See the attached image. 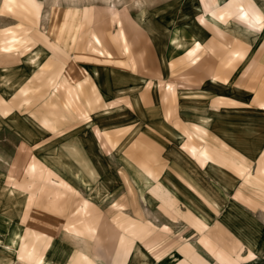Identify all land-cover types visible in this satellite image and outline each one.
I'll list each match as a JSON object with an SVG mask.
<instances>
[{
  "label": "crops",
  "instance_id": "crops-1",
  "mask_svg": "<svg viewBox=\"0 0 264 264\" xmlns=\"http://www.w3.org/2000/svg\"><path fill=\"white\" fill-rule=\"evenodd\" d=\"M222 1L201 0L191 42L163 64L162 83L152 78L157 87L144 96L149 77L133 54L99 49L104 41L96 34L101 57L63 28L51 29L48 38L37 31L48 47L35 52L36 72L19 94L0 90V120L16 123L19 136L8 178L27 181L30 166H38L34 145L77 128L76 100L98 128L96 144L126 167L148 204L186 231L160 264H264V28L222 24L215 16ZM233 51L241 57L235 52L228 64ZM168 85L186 91L163 93ZM139 244L134 238L123 264H145Z\"/></svg>",
  "mask_w": 264,
  "mask_h": 264
},
{
  "label": "rangeland",
  "instance_id": "rangeland-1",
  "mask_svg": "<svg viewBox=\"0 0 264 264\" xmlns=\"http://www.w3.org/2000/svg\"><path fill=\"white\" fill-rule=\"evenodd\" d=\"M222 2L214 14L222 24L235 23L245 32L263 30L264 0ZM201 3L0 0V90L10 96L14 91L19 94L22 84L36 72L39 59L35 52L40 46L48 47L34 34L39 31L48 38L51 29L63 28L60 32L75 34L82 49L100 57L94 48L95 34L104 41L99 49L133 54L141 65L142 77H149L142 90L144 96L157 87L152 78L162 83L163 64L191 42L197 8L203 9ZM255 13L262 17L261 23ZM123 34L132 45L129 52ZM58 45L50 49L57 50ZM235 52L241 57L233 51L224 61L232 62ZM44 88V84L38 86L41 93ZM161 89L175 96L179 89L186 91L172 85ZM75 103L80 116L77 128L68 134L47 136L34 145L33 159L38 166H30L25 182L11 181L7 176V163L19 136L14 130L16 123L0 120V264H123L132 252L134 238L140 240L145 264H160L184 241L186 231L148 204L126 167L102 142L96 144L101 141L98 128L91 127V118L81 113L78 101ZM78 254L87 262H80Z\"/></svg>",
  "mask_w": 264,
  "mask_h": 264
}]
</instances>
